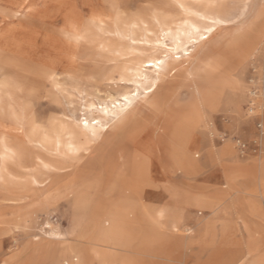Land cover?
<instances>
[{"label": "rangeland", "instance_id": "rangeland-1", "mask_svg": "<svg viewBox=\"0 0 264 264\" xmlns=\"http://www.w3.org/2000/svg\"><path fill=\"white\" fill-rule=\"evenodd\" d=\"M231 165V205L189 204ZM263 182L264 0H0V264H264Z\"/></svg>", "mask_w": 264, "mask_h": 264}, {"label": "bare ground", "instance_id": "bare-ground-1", "mask_svg": "<svg viewBox=\"0 0 264 264\" xmlns=\"http://www.w3.org/2000/svg\"><path fill=\"white\" fill-rule=\"evenodd\" d=\"M189 29L191 30V32H194V33L197 34V36L201 37L200 39H202V38L205 39V38H207L209 36V35L208 36L207 35L203 36V32L196 26H192ZM73 35H74V37H78L80 34L76 30V31L73 32ZM181 40L182 39H181L180 35H178V37H176V39L173 40L170 44L165 42L164 39L163 40L157 39V41H156V47L158 49L157 52H156L157 55L153 56L152 59H149V60H146V61L142 62V64H140L139 67H138V69L140 71V75L144 76L142 78L144 81H148V76L145 73V71H146L145 67H154V69L157 70V73H159L160 76H163L164 73L168 76V75L174 74L180 67H182V66L187 64V63L182 62V60H181L180 61V62H182L181 65H178V67L176 65H172L169 69H167L168 66L164 64L167 60L170 59V55H169L170 51H172L174 49H177V47H179V44L181 43ZM195 40H196V38L194 39V41ZM184 54L185 55H189L190 51L189 50H184L183 55ZM173 58L180 60L181 59V55L173 56ZM166 69H167V72H166ZM118 104H120V102ZM103 114H105L107 116L108 112L107 111L103 112ZM106 116H104V117H106ZM93 120H95V118H93ZM124 120H125V118H123V117L120 118L119 119V123L122 124L124 122ZM101 125L102 124H100L99 120H97V119L95 120V123L87 121V126H85V121H84L83 129H85L90 136L97 137L100 134L99 130H100V126ZM172 129L173 130H172V133H171V139H172L173 145H171L169 148H166L165 150L173 157L174 161L176 162L177 167H178V163H181V162L189 161V162L192 163V157L190 156V154H188L189 152L187 151L185 154H183V152H181L179 150L180 147H185L184 144H185V141H186V138H187V135H188V132H187L186 128L184 126H182L181 124L176 123L173 126ZM13 151H14V149L10 145H8L7 143H3L2 144V146H1L2 155L5 156V155H7V154H9V153H11ZM242 170L243 169L239 168V166H232V165L228 166V167H226L224 169V171H225V179L227 180V182H228V184L230 186H232V183L234 182V179H236V177L242 172ZM263 184H264V182H263ZM139 190H140V188H139ZM262 192H263L262 196L264 197V185H263V191ZM222 196H225V194H220V197H222ZM234 198L236 200V196ZM153 217L154 218L160 217L159 211L155 210V212H153ZM126 221H127V217L125 216V209L124 208L123 209L122 208L118 209V210L114 211L113 213H110L107 216L108 227H102L101 226L102 236H106L108 238H112L118 228H121L124 224H127ZM263 231H264V229H263ZM254 240H256V239H254ZM254 244H253V246H254ZM251 248H252V246H251ZM251 250H253V249H251ZM256 256L257 257L264 256V245L262 246L260 253L258 255H256Z\"/></svg>", "mask_w": 264, "mask_h": 264}, {"label": "crops", "instance_id": "crops-1", "mask_svg": "<svg viewBox=\"0 0 264 264\" xmlns=\"http://www.w3.org/2000/svg\"><path fill=\"white\" fill-rule=\"evenodd\" d=\"M229 152H231V151H230V149H229L228 146H225V147L222 146L220 148V154L221 155L228 154ZM209 153H210L211 156H213V153L212 152H209ZM232 166H234V165H232ZM239 168H242V167L239 166ZM243 170H245V168ZM235 188H236V186H235V179H234V182L232 183V186H230L228 184V187L226 189H224V190L223 189L222 190L218 189L216 192L212 193L209 196H205L204 194H199V195L198 194H195V195H193L192 197L189 198V204H191L193 206H197V207H208V208H211L213 211H216V210H218L220 208V205H221L222 201L224 202V201H228L229 200V202H230L229 204L231 205L230 197H231L232 191L235 190ZM237 189L240 192V189L238 187H237ZM220 194H225V196L220 197ZM235 202H236L235 208L237 210L239 208V210H240L239 203H241L243 205L242 200L241 201H236L235 200Z\"/></svg>", "mask_w": 264, "mask_h": 264}, {"label": "snow or ice", "instance_id": "snow-or-ice-1", "mask_svg": "<svg viewBox=\"0 0 264 264\" xmlns=\"http://www.w3.org/2000/svg\"><path fill=\"white\" fill-rule=\"evenodd\" d=\"M93 123H95V121H93ZM85 126H87V121H85Z\"/></svg>", "mask_w": 264, "mask_h": 264}]
</instances>
